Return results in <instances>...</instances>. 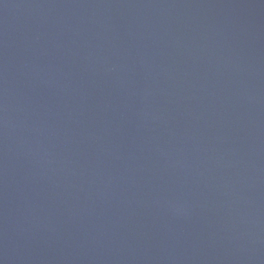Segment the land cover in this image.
I'll list each match as a JSON object with an SVG mask.
<instances>
[{"label": "water", "instance_id": "obj_1", "mask_svg": "<svg viewBox=\"0 0 264 264\" xmlns=\"http://www.w3.org/2000/svg\"><path fill=\"white\" fill-rule=\"evenodd\" d=\"M0 264H264V0H0Z\"/></svg>", "mask_w": 264, "mask_h": 264}]
</instances>
